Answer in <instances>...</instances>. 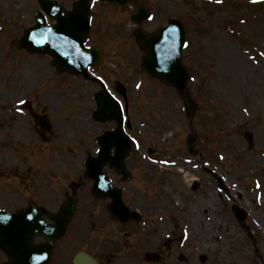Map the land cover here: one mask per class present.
<instances>
[{"label": "rangeland", "instance_id": "obj_1", "mask_svg": "<svg viewBox=\"0 0 264 264\" xmlns=\"http://www.w3.org/2000/svg\"><path fill=\"white\" fill-rule=\"evenodd\" d=\"M59 1L69 5L71 0ZM144 2L157 6V23L164 14L190 11L193 16L185 24L183 61L197 105L190 127L196 134L190 148L196 154L185 143L188 114L177 92L140 70L142 53L129 35L127 15L133 5L117 13L123 19L115 28L99 17L101 10H94L88 43L113 57L97 73L126 86L128 118L140 141L127 160L130 177L119 186L125 205L144 219L121 229L106 218L108 199L89 202V211L99 205L101 219L86 234L89 227L76 214L68 246L105 256V263L108 256L100 254L113 249L124 264H152L139 256L150 251L160 255L156 264H264V0ZM38 10L36 0H0V208L8 211L29 201L42 205L45 198L57 210L62 198L57 188L83 173L87 153L98 151L94 138L114 127L91 118L97 83L57 73L48 56L19 48L23 29L34 24ZM105 10L114 23L115 14ZM155 21L146 29H153ZM32 112L48 117L49 131L36 126ZM245 132L253 134L252 148ZM149 148L156 150L150 159L178 163L153 165L145 155ZM195 180L200 185L193 192ZM233 205L247 213L243 226ZM166 234L173 240L168 250ZM102 235L101 245L92 243ZM181 254L186 261L178 259Z\"/></svg>", "mask_w": 264, "mask_h": 264}, {"label": "water", "instance_id": "obj_2", "mask_svg": "<svg viewBox=\"0 0 264 264\" xmlns=\"http://www.w3.org/2000/svg\"><path fill=\"white\" fill-rule=\"evenodd\" d=\"M38 1L42 6V10L48 13L51 17L57 18L59 23H61V13H53V7L55 6L53 1ZM124 1L115 0V2L119 4ZM87 7L88 0H80L79 3H75L73 8L74 10L69 14L71 21L68 20L73 26H81L84 31V35H86L88 30L87 16L81 14V12L86 14L88 11ZM138 12H141V9H139ZM135 17V15L132 16L134 21ZM64 21L66 22V19ZM62 28V24H59L58 26H46L44 19L42 18V14L39 12L36 17L35 25L27 29L25 37L30 38L29 41L27 42L26 39H23L20 45H22V47H26L28 51L48 54L51 57V63L56 68L57 72L68 71L72 73L75 71V66L71 64L67 57L61 56L60 53H57L56 49L52 48L55 45L54 42H58L56 37H53V32H63L67 35L72 34ZM72 31L75 33V29H72ZM134 35L139 46L145 51L141 67L147 72V74L155 75L161 80L173 84L182 96L187 111L190 115H192L194 106L188 98L186 89L187 74L180 61L181 47L184 38V32L181 24L172 19L169 20L168 27L159 29L154 33L146 34L140 29H137L134 32ZM43 38L45 39L44 42L42 40ZM52 38H54V41ZM166 48L168 49L167 52ZM170 52L172 55L169 54ZM79 68L81 70V67ZM96 100L98 104L101 102L103 103V105H100L98 108L99 113L102 111H105L106 113V108L110 107L114 112V115L111 118H115L117 121L119 120V115L110 105L112 102L109 100L108 96L105 95V93H99ZM247 138L251 144L250 135ZM103 162H105V164L109 163L108 160H104V155L101 153L97 160H91L89 162V166L92 165L93 169L98 166L99 169L102 165H104ZM98 172H100V170H96L94 174L96 175ZM116 206L120 208L119 204H116ZM68 209L69 208H67V211ZM111 213L114 217L120 218V213H118L115 208L111 211ZM38 214L39 212L36 211L34 205H29L27 208L18 210L14 213H8L0 210V248H2V250L6 252L10 258V261L7 264H27L26 259L28 260L30 256L38 254L37 249H39L38 247L32 245V237L36 233L49 237V235H52V232L57 230L55 227L50 228L49 226H46L38 217ZM60 223L63 224L64 222H59V224ZM12 238L16 239L18 242L12 243ZM45 258L30 264H42L45 261Z\"/></svg>", "mask_w": 264, "mask_h": 264}, {"label": "flooded vegetation", "instance_id": "obj_3", "mask_svg": "<svg viewBox=\"0 0 264 264\" xmlns=\"http://www.w3.org/2000/svg\"><path fill=\"white\" fill-rule=\"evenodd\" d=\"M96 5H99V3H97ZM101 5H105V6H108V8L112 11L113 10V8H112V6H110V5H107V4H101ZM98 10H100V9H98ZM86 183H89L90 184V181H89V179H86V181H85ZM90 186L89 185H86V187H84V188H80V189H78V194H79V197H78V200L79 201H85V202H87V203H89V202H92L93 203V201H92V199H91V197H90ZM57 190H60L61 192H62V198H61V200H59V204L61 203V201L63 200V198H64V195L66 194V191H67V189L65 188V189H63V188H61V187H58L57 188ZM46 201H45V204H50V202H49V200L48 199H45ZM43 239H36V241H42ZM65 259H64V258ZM63 257H62V255H56V259H55V261H53L51 264H59V260L61 259V258H63V263L64 264H67V262L66 261H68V255H66V253H65V255H63ZM55 258V257H54ZM109 260H111V259H108V261ZM107 264H109V262H107ZM117 264V263H116Z\"/></svg>", "mask_w": 264, "mask_h": 264}, {"label": "snow or ice", "instance_id": "obj_4", "mask_svg": "<svg viewBox=\"0 0 264 264\" xmlns=\"http://www.w3.org/2000/svg\"><path fill=\"white\" fill-rule=\"evenodd\" d=\"M149 19H151V17H149ZM185 47H187V45H185ZM137 87H139V85H137ZM101 179H103V177H101Z\"/></svg>", "mask_w": 264, "mask_h": 264}, {"label": "bare ground", "instance_id": "obj_5", "mask_svg": "<svg viewBox=\"0 0 264 264\" xmlns=\"http://www.w3.org/2000/svg\"><path fill=\"white\" fill-rule=\"evenodd\" d=\"M64 21V20H63Z\"/></svg>", "mask_w": 264, "mask_h": 264}]
</instances>
